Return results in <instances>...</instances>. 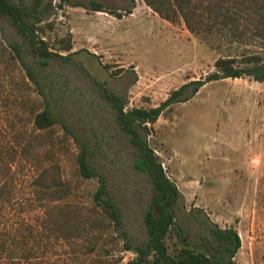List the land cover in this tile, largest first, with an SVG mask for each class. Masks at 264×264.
<instances>
[{
  "label": "rangeland",
  "instance_id": "rangeland-1",
  "mask_svg": "<svg viewBox=\"0 0 264 264\" xmlns=\"http://www.w3.org/2000/svg\"><path fill=\"white\" fill-rule=\"evenodd\" d=\"M90 1L51 0L39 23L43 31L35 35L63 56L49 57L47 64L0 11V245L6 248L0 261L130 264L135 253L124 239L138 243L146 236L143 214L152 182L135 167L134 147L101 85L123 93L127 108L156 105L182 83L213 71L214 60L229 52L192 33L182 18L162 17L144 0H98L104 10L90 8ZM200 27L204 33L207 25ZM68 35L72 47L59 48ZM12 40L21 43V58ZM258 44L246 49L259 50ZM43 107L55 118L49 128L34 124ZM63 124L85 140L91 165L104 175L120 211L121 227L98 210V178L77 171L78 147ZM147 138L180 191L182 209L200 207L212 221L238 230L236 264H264V79L204 83L165 108ZM56 165L63 187L40 191L39 170Z\"/></svg>",
  "mask_w": 264,
  "mask_h": 264
},
{
  "label": "trees",
  "instance_id": "trees-1",
  "mask_svg": "<svg viewBox=\"0 0 264 264\" xmlns=\"http://www.w3.org/2000/svg\"><path fill=\"white\" fill-rule=\"evenodd\" d=\"M144 2L172 22L182 18L192 33L212 44L228 46L229 52L219 55L214 60L213 71L202 78L182 83L156 105L127 108L126 96L123 93L101 85L102 96L110 103L117 123L127 133L134 147L135 167L146 172L152 182L148 204L143 214L146 236L138 243L124 239L125 248L135 253L130 264H236L234 256L241 245L238 230L231 224L222 226L212 221L200 207L182 209L179 203L180 191L165 172L147 136L151 124L165 108L176 101L188 99L208 81L238 76L264 79V0H144ZM52 6L51 0H29L25 3L0 0V11L8 14L13 25L22 33L23 43L31 47L36 55L44 57L40 60L42 64H47L49 57L63 56L57 50L49 49L48 41L43 35H35L36 30L43 31L39 23L43 20L45 11ZM88 6L95 10L105 9L104 4L98 0H91ZM126 11L130 12L131 7ZM110 12L121 16L116 10ZM203 24L207 25L203 29L204 33L200 27ZM255 41L259 42L261 48L247 50V44ZM9 45L21 58L23 51L21 43L12 40L9 41ZM71 47L69 35L60 38L59 48L69 50ZM240 47L242 49H239ZM102 64L109 68L108 63ZM26 68L28 76L34 79L33 71L29 67ZM54 123L55 118L48 107H43L34 115V124L39 128H49ZM63 126L78 147L77 171L84 177L98 178V185L93 194L99 206L98 210L116 228L121 227L120 211L109 194L104 175L91 165L85 140L75 134L68 125ZM63 182L57 165L42 167L35 177L39 190L44 192H56L63 187ZM0 200L4 201L1 196ZM194 219H197V225L192 224ZM52 220L54 223L58 222L53 214ZM172 237L174 241L169 245L167 240ZM5 249L1 244L0 256H3ZM115 260L99 261L95 264H112ZM0 264L18 262L14 259H5L0 261Z\"/></svg>",
  "mask_w": 264,
  "mask_h": 264
},
{
  "label": "built area",
  "instance_id": "built-area-1",
  "mask_svg": "<svg viewBox=\"0 0 264 264\" xmlns=\"http://www.w3.org/2000/svg\"><path fill=\"white\" fill-rule=\"evenodd\" d=\"M161 164H162V166L164 167V165H163V162L161 161Z\"/></svg>",
  "mask_w": 264,
  "mask_h": 264
}]
</instances>
